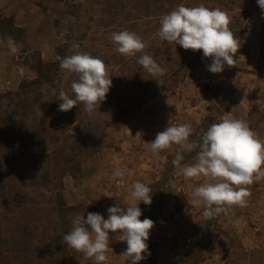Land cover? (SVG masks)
I'll return each mask as SVG.
<instances>
[{"label": "rangeland", "instance_id": "374dc122", "mask_svg": "<svg viewBox=\"0 0 264 264\" xmlns=\"http://www.w3.org/2000/svg\"><path fill=\"white\" fill-rule=\"evenodd\" d=\"M19 3L17 17L0 8V264H96L63 236L77 215L98 212L107 219L109 207L137 203L131 197L136 181L150 186L152 197L150 205L139 202L140 219L155 222L143 264H264V178L248 186L245 206L205 218L191 193L207 179L183 177L173 165L179 146L156 155L150 150L169 122L190 124V140L200 141L226 118L220 83L208 70L211 58L161 40V18L180 4L220 8L240 42L257 0ZM122 30L142 37L143 52L116 51L111 33ZM73 44L105 61L111 75L106 99L92 114L83 104L59 110L60 90L74 95L71 83L78 80L59 66ZM145 53L163 75L137 63ZM198 151L183 153L181 167L194 163ZM117 168L125 175L113 180ZM109 235L107 264H131L121 233Z\"/></svg>", "mask_w": 264, "mask_h": 264}, {"label": "clouds", "instance_id": "9594fccd", "mask_svg": "<svg viewBox=\"0 0 264 264\" xmlns=\"http://www.w3.org/2000/svg\"><path fill=\"white\" fill-rule=\"evenodd\" d=\"M264 10V0H257ZM231 19L220 8H209L204 4L188 7L180 4L165 14L160 20L158 35L161 40L180 45L185 50H202L203 56L211 58L208 70L212 73L223 72L225 66H233L234 58L240 48L239 40L230 30ZM111 40L117 45L116 51L124 56H136L146 47L142 37L129 30L111 33ZM73 54L60 60V68L78 75L71 83L74 95L63 89L58 99L60 111H69L78 104L84 105L89 114L98 111L102 101L112 86L107 65L99 57L80 51L78 44L72 45ZM137 63L152 76L163 75L165 69L148 55H141ZM193 128L190 124H172L156 134L150 142L153 155L177 145L173 165L180 169L185 179L205 177L206 183L195 187L191 193L193 204H202L205 218L226 213L232 206L246 205L251 192L248 188L264 178V139H261L249 124L242 119L222 118L213 123L203 134L200 141L190 140ZM199 149L195 162L181 167L183 153ZM125 172L117 168L111 179L123 178ZM131 197L134 205L107 209L108 218L98 212H89L87 217L77 215L72 220L71 231L63 236L66 244L96 264H107L110 249V231L121 233L119 240L127 242L123 255L131 264L147 259L150 255L147 243L150 230L155 222L150 218L140 219V201L152 203L151 188L136 181Z\"/></svg>", "mask_w": 264, "mask_h": 264}, {"label": "crops", "instance_id": "0c3cea01", "mask_svg": "<svg viewBox=\"0 0 264 264\" xmlns=\"http://www.w3.org/2000/svg\"><path fill=\"white\" fill-rule=\"evenodd\" d=\"M0 8L15 17L22 10L19 0H0ZM237 54L235 65H226L212 76L220 83L226 117L245 120L264 139V10L260 7L253 12Z\"/></svg>", "mask_w": 264, "mask_h": 264}, {"label": "trees", "instance_id": "16d2710c", "mask_svg": "<svg viewBox=\"0 0 264 264\" xmlns=\"http://www.w3.org/2000/svg\"><path fill=\"white\" fill-rule=\"evenodd\" d=\"M4 19H5V18H3V21H4V22H7V20H6V19L4 20ZM7 19L9 20V19H10V17H9V18H7ZM6 25H10V26H11V24H7V23H6ZM12 26H13V25H12ZM141 263L143 264V263H144V261H141Z\"/></svg>", "mask_w": 264, "mask_h": 264}]
</instances>
